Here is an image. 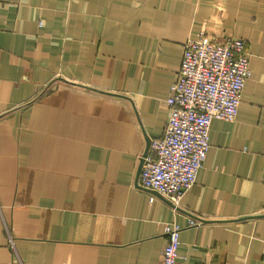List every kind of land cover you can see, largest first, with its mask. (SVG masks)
I'll use <instances>...</instances> for the list:
<instances>
[{
	"label": "crops",
	"instance_id": "0c3cea01",
	"mask_svg": "<svg viewBox=\"0 0 264 264\" xmlns=\"http://www.w3.org/2000/svg\"><path fill=\"white\" fill-rule=\"evenodd\" d=\"M201 31L251 74L175 211L135 182ZM166 223L184 264H264V0H0V264H159Z\"/></svg>",
	"mask_w": 264,
	"mask_h": 264
},
{
	"label": "built area",
	"instance_id": "2783aa9c",
	"mask_svg": "<svg viewBox=\"0 0 264 264\" xmlns=\"http://www.w3.org/2000/svg\"><path fill=\"white\" fill-rule=\"evenodd\" d=\"M244 41L235 36L216 38L201 31L183 44L177 76L166 97L168 114L162 136L148 141L140 155L135 185L167 198L172 208H180L185 192L194 184L209 148V128L213 118L234 120L241 93L250 76ZM195 217L187 225L200 224ZM181 226L166 223V242L159 264H184L177 249ZM14 250V241L9 235ZM26 264L19 258L16 263ZM192 264H212L194 262Z\"/></svg>",
	"mask_w": 264,
	"mask_h": 264
}]
</instances>
